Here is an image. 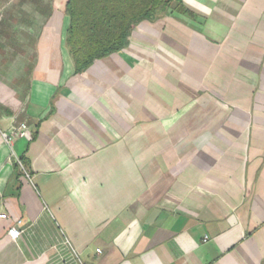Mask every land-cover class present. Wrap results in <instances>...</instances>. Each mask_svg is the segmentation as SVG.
I'll list each match as a JSON object with an SVG mask.
<instances>
[{"label":"crops","instance_id":"0c3cea01","mask_svg":"<svg viewBox=\"0 0 264 264\" xmlns=\"http://www.w3.org/2000/svg\"><path fill=\"white\" fill-rule=\"evenodd\" d=\"M66 1L0 0L35 36L0 42V131L31 132L19 169L0 138V264H264V0H182L81 74Z\"/></svg>","mask_w":264,"mask_h":264},{"label":"trees","instance_id":"16d2710c","mask_svg":"<svg viewBox=\"0 0 264 264\" xmlns=\"http://www.w3.org/2000/svg\"><path fill=\"white\" fill-rule=\"evenodd\" d=\"M176 11L188 13L182 0H67L64 47L74 74L129 44L135 27ZM19 162L24 165V158ZM14 161V167L20 164Z\"/></svg>","mask_w":264,"mask_h":264},{"label":"rangeland","instance_id":"374dc122","mask_svg":"<svg viewBox=\"0 0 264 264\" xmlns=\"http://www.w3.org/2000/svg\"><path fill=\"white\" fill-rule=\"evenodd\" d=\"M14 7H15L14 3L10 2L7 4L6 8L1 9L0 11V17H1L0 18V31H2L1 32L2 34L0 33V42H4L5 44V48H6V53H5L6 60L5 61H12L15 58L19 57V55H22L23 57H30V51H23V52L19 51V46H21L23 43L29 44L35 38V36L29 37L27 34H25L26 32L25 30L27 29L26 21L29 19L18 20L17 18H15L14 17L15 15ZM36 24L37 26H40V20L39 22L37 20ZM65 24H66V21H65ZM56 38H58V34L55 35V39ZM11 69L13 68L12 67L0 68V75L7 74V70H11ZM26 77H27V74L25 73L23 75V78L26 79ZM10 85L14 86L16 85V83L12 84L8 82L7 86H10ZM8 94L11 97L13 96V92L11 90L8 92ZM13 100L14 98H10V100L7 99L6 103H8V101L12 102ZM5 106H7V104L3 105L2 103H0V111H3ZM4 134H7L8 138L5 137ZM14 137L15 136H12L11 131H4V130L0 131V138L2 142L4 143L5 147L7 148V160H9L10 162H14L17 160V155L15 154L13 150Z\"/></svg>","mask_w":264,"mask_h":264},{"label":"built area","instance_id":"2783aa9c","mask_svg":"<svg viewBox=\"0 0 264 264\" xmlns=\"http://www.w3.org/2000/svg\"><path fill=\"white\" fill-rule=\"evenodd\" d=\"M12 136H24L26 138H31V132L28 129V126L25 122L20 123L11 131ZM8 138L7 134H4ZM8 140V139H7ZM19 162V160H17ZM20 166L23 168L22 164L19 162ZM0 219H8V216L5 213L0 214ZM20 230L16 226H10L7 230V234L10 239L15 240L20 235Z\"/></svg>","mask_w":264,"mask_h":264}]
</instances>
